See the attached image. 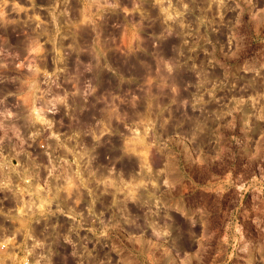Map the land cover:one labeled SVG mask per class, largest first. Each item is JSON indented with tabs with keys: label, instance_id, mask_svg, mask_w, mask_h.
I'll use <instances>...</instances> for the list:
<instances>
[{
	"label": "rangeland",
	"instance_id": "374dc122",
	"mask_svg": "<svg viewBox=\"0 0 264 264\" xmlns=\"http://www.w3.org/2000/svg\"><path fill=\"white\" fill-rule=\"evenodd\" d=\"M10 29L0 159L39 161L49 188L8 228L20 245L264 264V0H0V44Z\"/></svg>",
	"mask_w": 264,
	"mask_h": 264
},
{
	"label": "built area",
	"instance_id": "2783aa9c",
	"mask_svg": "<svg viewBox=\"0 0 264 264\" xmlns=\"http://www.w3.org/2000/svg\"><path fill=\"white\" fill-rule=\"evenodd\" d=\"M35 135L40 137L41 132ZM38 162L34 164L29 159H0V264H13L14 257L18 259V264H35L36 261L38 264H50L47 258L41 257L44 250L49 249L48 244L43 246L42 252L35 254L37 247L20 245L22 240H18L17 234L8 229L12 225H19L20 220L31 218L40 205V195L49 191V188H40L34 182L42 177L44 168ZM46 174L45 178L53 180L59 177L56 173ZM32 183H35L34 186ZM53 203L56 209L58 202L55 200ZM43 206L49 215L52 203ZM65 217L69 218L68 215ZM66 241L70 244V241Z\"/></svg>",
	"mask_w": 264,
	"mask_h": 264
},
{
	"label": "flooded vegetation",
	"instance_id": "af4514ba",
	"mask_svg": "<svg viewBox=\"0 0 264 264\" xmlns=\"http://www.w3.org/2000/svg\"><path fill=\"white\" fill-rule=\"evenodd\" d=\"M41 29V28H40ZM39 29V30H40ZM7 34L8 35H10V37H8V43H3V44H0V48L2 49V50H9L10 52H12V51H14L15 50V44L13 43L14 42V39H13V36H14V34H13V29H10V30H7ZM13 35V36H12ZM10 57H13V54H11L10 55ZM11 63V62H10ZM12 67V66H11ZM10 70H12V69H10ZM12 78H13V76H11V78H10V80H11V82L13 81L12 80ZM5 79H7V77L5 78ZM8 80V79H7ZM4 80H2L1 82H3ZM7 83H9V82H7ZM10 84H7V86H6V88H12V86L10 85ZM13 96H14V92L13 91H7V92H0V99H2L3 100V98H6V105H5V103L4 102H1L0 101V103H1V105H4V106H7L8 107V104H10V105H12L13 103L11 102L12 101V99H13ZM9 105V106H10ZM7 109V108H6Z\"/></svg>",
	"mask_w": 264,
	"mask_h": 264
},
{
	"label": "bare ground",
	"instance_id": "6f19581e",
	"mask_svg": "<svg viewBox=\"0 0 264 264\" xmlns=\"http://www.w3.org/2000/svg\"><path fill=\"white\" fill-rule=\"evenodd\" d=\"M74 13V12H73ZM76 15V14H75ZM50 251H51V249L49 248V249H46V250H44V252L41 254V257H44L45 259L47 258L48 260H50L51 259V254H50ZM35 264H38V262L36 261V263ZM39 264H41V263H39Z\"/></svg>",
	"mask_w": 264,
	"mask_h": 264
}]
</instances>
